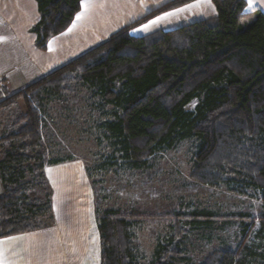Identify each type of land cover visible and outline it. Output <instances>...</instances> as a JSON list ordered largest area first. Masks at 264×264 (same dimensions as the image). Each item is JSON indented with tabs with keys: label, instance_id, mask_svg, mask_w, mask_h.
Wrapping results in <instances>:
<instances>
[{
	"label": "trees",
	"instance_id": "16d2710c",
	"mask_svg": "<svg viewBox=\"0 0 264 264\" xmlns=\"http://www.w3.org/2000/svg\"><path fill=\"white\" fill-rule=\"evenodd\" d=\"M193 1L168 2L0 97V239L53 225L45 169L72 158L48 160L47 105L82 87L102 111L111 107L110 118L99 126L113 159L119 157L129 169H149L159 154L192 141L196 181L235 187L243 196L256 191L263 207L258 219L246 213L225 218L242 224L243 242L210 254L202 264H264V13L246 12L247 0H212L214 19L142 37L131 34L144 21ZM36 2L40 20L31 32L37 48L46 51L51 39L71 26L82 0ZM194 101L197 105L188 110ZM95 209L101 264H189L182 256L183 227L208 226L217 218L207 210L175 212L169 231L158 236L147 258L136 233L151 220L146 211ZM248 228L254 234L246 244Z\"/></svg>",
	"mask_w": 264,
	"mask_h": 264
},
{
	"label": "crops",
	"instance_id": "0c3cea01",
	"mask_svg": "<svg viewBox=\"0 0 264 264\" xmlns=\"http://www.w3.org/2000/svg\"><path fill=\"white\" fill-rule=\"evenodd\" d=\"M173 0H87L71 26L51 39L46 51L36 46L31 28L40 20L36 0H0V97L15 92L47 75L86 50ZM246 12L261 10L264 0H252ZM186 5H195L185 8ZM177 9L176 15L149 26H136L131 34L142 37L171 31L201 20L217 17L212 0H195ZM72 161L48 165L47 181L52 189L54 223L51 227L0 239V264H101V238L95 198L84 164ZM3 186L0 178V194Z\"/></svg>",
	"mask_w": 264,
	"mask_h": 264
},
{
	"label": "rangeland",
	"instance_id": "374dc122",
	"mask_svg": "<svg viewBox=\"0 0 264 264\" xmlns=\"http://www.w3.org/2000/svg\"><path fill=\"white\" fill-rule=\"evenodd\" d=\"M196 105L194 101L188 110ZM47 106L45 119L52 131L51 142L47 144L51 145L48 160L77 157L91 175L88 178L95 205L101 212L127 207L146 211L151 220L143 223L136 233L138 249L147 258L153 254L158 236L169 231L167 226L174 222L175 212L190 214L198 209L215 213L217 218L208 226L183 227L187 236L181 243L185 262L202 264L210 254L234 250L243 242L242 224L225 219L227 216L246 213L258 219L263 211L259 194L254 190L243 196L234 191L235 187H211L196 181L192 177L195 150L192 141L159 154L146 170H131L119 157L114 160L113 150L99 126L110 118L107 113L111 107L102 111L82 87H75L62 100L48 101ZM247 231L246 244L254 234L250 228Z\"/></svg>",
	"mask_w": 264,
	"mask_h": 264
},
{
	"label": "snow or ice",
	"instance_id": "6c2138e0",
	"mask_svg": "<svg viewBox=\"0 0 264 264\" xmlns=\"http://www.w3.org/2000/svg\"><path fill=\"white\" fill-rule=\"evenodd\" d=\"M194 6L195 5H186L185 8H191V7H194ZM252 6H253L252 0H249V8H251ZM82 7L85 8V10L87 9V7H88L87 0H82ZM184 10L185 9H175L172 12L165 13L163 16L157 17L155 20L150 21L149 24L144 25L143 28L146 30L149 26L158 23L160 20L165 19V18H167L169 16L176 15L179 12H182ZM77 19H80V15L79 14L77 16Z\"/></svg>",
	"mask_w": 264,
	"mask_h": 264
},
{
	"label": "built area",
	"instance_id": "2783aa9c",
	"mask_svg": "<svg viewBox=\"0 0 264 264\" xmlns=\"http://www.w3.org/2000/svg\"><path fill=\"white\" fill-rule=\"evenodd\" d=\"M0 90H2V85L0 84Z\"/></svg>",
	"mask_w": 264,
	"mask_h": 264
}]
</instances>
